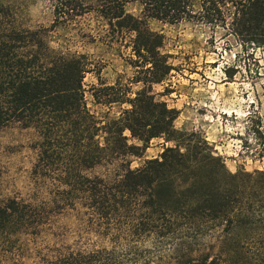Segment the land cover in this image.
<instances>
[{"label":"trees","instance_id":"16d2710c","mask_svg":"<svg viewBox=\"0 0 264 264\" xmlns=\"http://www.w3.org/2000/svg\"><path fill=\"white\" fill-rule=\"evenodd\" d=\"M47 1L54 24L90 15L102 23L103 38L131 32L130 64L143 69L147 78L135 81L144 85L171 69L148 19L229 25L242 42L264 47V0ZM135 1L140 16L125 9ZM45 30L21 26L0 3V127L36 132L31 175L48 187L39 204L2 202L0 230H35L48 216L79 211L108 245L67 246L52 264H264V170L230 172L202 136L176 130L177 111L144 87L128 97L129 89L105 86L108 103L129 107L97 120L84 101L86 56L53 49ZM158 137L175 144L132 169L130 158ZM103 164L113 169L87 173Z\"/></svg>","mask_w":264,"mask_h":264},{"label":"rangeland","instance_id":"374dc122","mask_svg":"<svg viewBox=\"0 0 264 264\" xmlns=\"http://www.w3.org/2000/svg\"><path fill=\"white\" fill-rule=\"evenodd\" d=\"M0 3L10 7L21 26L46 29V40L53 49L86 56L84 101L97 120L116 119L129 107L108 103L113 96L105 95L111 93L101 90L105 86H114L117 92L129 89L128 97L144 87L156 101L177 111L176 130L202 136L230 172L264 170V47L242 42L229 25L215 26L195 18L175 23L148 19V28L162 38L159 52L171 69L161 82L144 85L135 80L147 78L145 72L130 64L131 32L124 31L114 40L103 38L102 23L90 15L54 24L47 0ZM125 9L134 16L142 13L137 1ZM36 141L32 128L0 127V204L13 198L33 204L48 200L47 185L31 175ZM174 144L163 137L153 138L142 156L130 158V167H140ZM111 169L103 164L87 173L106 174ZM48 218L39 229L0 230V264H52L67 246L91 249L108 245L79 211Z\"/></svg>","mask_w":264,"mask_h":264}]
</instances>
